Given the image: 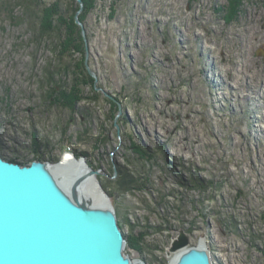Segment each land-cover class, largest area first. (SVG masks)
I'll return each mask as SVG.
<instances>
[{"label": "rangeland", "instance_id": "rangeland-1", "mask_svg": "<svg viewBox=\"0 0 264 264\" xmlns=\"http://www.w3.org/2000/svg\"><path fill=\"white\" fill-rule=\"evenodd\" d=\"M75 1L93 82L65 105L48 93H69L74 62L22 8L0 13L1 155L83 153L125 236L140 237L132 259L169 264L184 231L215 264H264V0L231 21L227 0H101L85 23Z\"/></svg>", "mask_w": 264, "mask_h": 264}, {"label": "water", "instance_id": "water-1", "mask_svg": "<svg viewBox=\"0 0 264 264\" xmlns=\"http://www.w3.org/2000/svg\"><path fill=\"white\" fill-rule=\"evenodd\" d=\"M69 155L87 168L83 175L62 165ZM98 173L72 152L57 162L30 164L0 153V264H146L125 253V234ZM88 178L100 192L97 199L81 186ZM167 254L169 264H215L207 247L189 246L184 231L172 238Z\"/></svg>", "mask_w": 264, "mask_h": 264}, {"label": "trees", "instance_id": "trees-1", "mask_svg": "<svg viewBox=\"0 0 264 264\" xmlns=\"http://www.w3.org/2000/svg\"><path fill=\"white\" fill-rule=\"evenodd\" d=\"M100 1L101 0H84V12L79 17L82 23H85L86 21L85 17L87 11L92 8L94 9ZM227 1L226 6L221 7V11H224V18L226 21H231L232 19L235 20L236 17L239 16L243 0ZM17 7L22 8L24 13L30 17L31 27L37 32L40 38L43 36H49L53 39V51L58 57L64 58L67 56L69 60L74 62H71V67H73L71 70L74 76L73 82L69 88V93L66 90L64 91V87L60 86L59 89H50L48 98L52 101L62 102L63 105H65V103L70 104V101L65 102L63 99L69 97L72 98L71 93L74 94L75 99L86 98L84 95L81 96L76 90L77 85V89H79L80 86L92 87L93 82V79L86 70V64L84 61L85 43L81 35V28L76 24L74 18L76 11L79 9V5L76 1L65 0L63 6L61 0H55L52 3L45 5L42 4L41 0H0V13L6 12L7 17L13 21L16 20L15 10ZM76 53H79V55L81 54V57L77 58V60L76 58H73ZM74 60H76V62ZM65 64L67 65L66 62ZM67 67L70 69L69 65H67ZM49 74L52 78V73L49 72ZM38 149L39 146H37L35 150L38 151ZM76 156L79 157L84 155L83 153H77ZM35 158H41V156H36ZM9 160L17 162V159L15 158ZM120 173L121 176L126 175L122 171H120ZM125 177L127 178V176ZM125 238L126 247L141 249V246H138L140 237L136 238L133 235H126Z\"/></svg>", "mask_w": 264, "mask_h": 264}, {"label": "bare ground", "instance_id": "bare-ground-1", "mask_svg": "<svg viewBox=\"0 0 264 264\" xmlns=\"http://www.w3.org/2000/svg\"><path fill=\"white\" fill-rule=\"evenodd\" d=\"M62 165H66V166L71 165L73 167H77V169H78L77 174H80V175H83L86 172V169H87L84 165H81V162L79 161V159L75 160L70 155L68 156V158L65 159V162ZM96 179L98 180L97 176H96ZM81 186L83 187V189L86 192L91 193V195H93L96 199H97V197H100V192L97 189L96 183H95V181L92 178L85 179ZM199 244L201 246L207 247V249L209 250V244H208V242L205 239L202 238L200 240Z\"/></svg>", "mask_w": 264, "mask_h": 264}]
</instances>
